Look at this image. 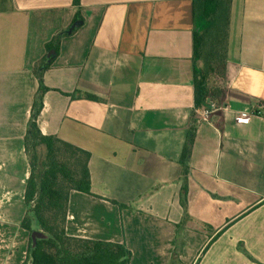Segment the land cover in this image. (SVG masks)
<instances>
[{
	"label": "crops",
	"instance_id": "0c3cea01",
	"mask_svg": "<svg viewBox=\"0 0 264 264\" xmlns=\"http://www.w3.org/2000/svg\"><path fill=\"white\" fill-rule=\"evenodd\" d=\"M193 28V0H0V264L28 248L24 135L40 85L41 133L89 153L68 235L121 243L129 264H264V0H231L221 90L201 106L224 107L207 119Z\"/></svg>",
	"mask_w": 264,
	"mask_h": 264
},
{
	"label": "trees",
	"instance_id": "16d2710c",
	"mask_svg": "<svg viewBox=\"0 0 264 264\" xmlns=\"http://www.w3.org/2000/svg\"><path fill=\"white\" fill-rule=\"evenodd\" d=\"M78 4V0H73ZM231 0H193V54L200 67L194 78V106L199 108L207 97L218 96L221 84L216 79V72L223 73L227 57L229 19ZM66 32L53 36L46 44V51L57 50L60 37ZM52 55L42 57L36 69L49 65ZM220 69V70H219ZM40 74L38 73V78ZM46 87L40 85L39 92L32 105L30 120L24 135V145L29 154L30 172L25 184L24 201L26 211L21 227L29 233L28 248L21 264H129L130 250L121 243L92 240L66 233L65 224L69 192L72 189L90 193L87 159L89 153L81 148L58 138L41 133L36 116L42 100L41 93ZM88 97H92L88 95ZM45 148L44 169L41 174H34L38 160L37 146ZM66 148L80 166L77 178L71 176V170L65 163H59L56 153L59 147ZM45 161L47 163H45ZM58 175L70 180L66 191L56 187ZM55 211L53 220L46 212ZM60 213V224L56 223ZM45 234L44 237L31 238L32 225Z\"/></svg>",
	"mask_w": 264,
	"mask_h": 264
},
{
	"label": "rangeland",
	"instance_id": "374dc122",
	"mask_svg": "<svg viewBox=\"0 0 264 264\" xmlns=\"http://www.w3.org/2000/svg\"><path fill=\"white\" fill-rule=\"evenodd\" d=\"M220 70V69H219ZM216 79L218 81V83L221 84L222 81V74L220 71L216 72ZM66 148L64 147H59V149L57 150L56 153V159L58 160L59 163H65L68 168L71 170V176L74 178H77L79 175V170H80V166L78 165V163L76 162V160L74 159V156L71 155V153L66 152L65 151ZM37 154H38V160L36 161V165L34 167V174L36 176L40 175L42 170L44 169V165L43 162L45 160V148L43 145H39L37 146ZM29 154L31 155V150H29ZM45 163H47L45 161ZM56 187L60 188L63 192L69 189V186L71 185V182L69 179L63 177L62 175H58L56 182H55ZM55 211L51 210L49 212H46V216H48V218H50L52 221L53 220V213ZM56 213V212H55ZM61 215L60 213H57V219H56V223L60 224V218ZM33 231L31 232V238H37V237H44L45 234L43 233V231L37 226L36 223H33L32 225Z\"/></svg>",
	"mask_w": 264,
	"mask_h": 264
},
{
	"label": "built area",
	"instance_id": "2783aa9c",
	"mask_svg": "<svg viewBox=\"0 0 264 264\" xmlns=\"http://www.w3.org/2000/svg\"><path fill=\"white\" fill-rule=\"evenodd\" d=\"M220 102L210 101L205 107L200 108L201 117L207 119L209 114L215 110L223 108ZM252 111L240 112L236 115V122H246L250 119Z\"/></svg>",
	"mask_w": 264,
	"mask_h": 264
},
{
	"label": "water",
	"instance_id": "95a60500",
	"mask_svg": "<svg viewBox=\"0 0 264 264\" xmlns=\"http://www.w3.org/2000/svg\"><path fill=\"white\" fill-rule=\"evenodd\" d=\"M36 238L33 237V240H35Z\"/></svg>",
	"mask_w": 264,
	"mask_h": 264
}]
</instances>
